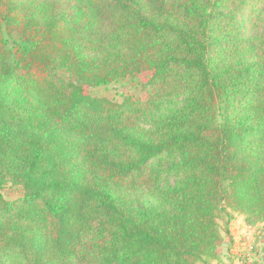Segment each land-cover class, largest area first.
<instances>
[{
    "label": "trees",
    "instance_id": "trees-1",
    "mask_svg": "<svg viewBox=\"0 0 264 264\" xmlns=\"http://www.w3.org/2000/svg\"><path fill=\"white\" fill-rule=\"evenodd\" d=\"M229 210L264 224V0H0V264H214Z\"/></svg>",
    "mask_w": 264,
    "mask_h": 264
},
{
    "label": "rangeland",
    "instance_id": "rangeland-1",
    "mask_svg": "<svg viewBox=\"0 0 264 264\" xmlns=\"http://www.w3.org/2000/svg\"><path fill=\"white\" fill-rule=\"evenodd\" d=\"M246 34L252 30L245 24ZM89 94L95 97H103L108 102L121 103L127 96L140 95L143 93V85L140 78L129 76L110 84L91 87ZM6 198L13 199L23 194L21 186L7 185L3 189ZM230 211V210H229ZM232 218L226 222L221 220L223 243L220 247L221 259L214 264H264V224L250 225L246 222L243 214L230 211ZM228 219V216H225Z\"/></svg>",
    "mask_w": 264,
    "mask_h": 264
}]
</instances>
